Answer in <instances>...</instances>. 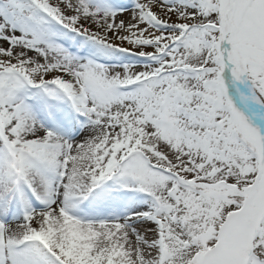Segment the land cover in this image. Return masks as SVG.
<instances>
[{"label": "snow or ice", "instance_id": "obj_1", "mask_svg": "<svg viewBox=\"0 0 264 264\" xmlns=\"http://www.w3.org/2000/svg\"><path fill=\"white\" fill-rule=\"evenodd\" d=\"M0 264H264V0H0Z\"/></svg>", "mask_w": 264, "mask_h": 264}]
</instances>
